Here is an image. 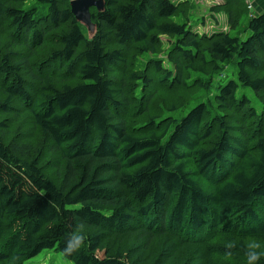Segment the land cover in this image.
Masks as SVG:
<instances>
[{
  "label": "trees",
  "instance_id": "trees-1",
  "mask_svg": "<svg viewBox=\"0 0 264 264\" xmlns=\"http://www.w3.org/2000/svg\"><path fill=\"white\" fill-rule=\"evenodd\" d=\"M26 1L0 0V264H264V13L224 0L206 35L171 0H102L88 39L71 0Z\"/></svg>",
  "mask_w": 264,
  "mask_h": 264
},
{
  "label": "rangeland",
  "instance_id": "rangeland-1",
  "mask_svg": "<svg viewBox=\"0 0 264 264\" xmlns=\"http://www.w3.org/2000/svg\"><path fill=\"white\" fill-rule=\"evenodd\" d=\"M171 1H173L176 4H179L182 7V9L186 11V15H187V9L191 8L189 17L192 24L194 25L193 26L194 30L198 34L210 35L214 32H228L227 8L225 6L224 0H171ZM33 8L37 10V15L39 16H44L47 12V6L40 4L38 0H27L25 4L22 6L23 11H28ZM173 21L178 24H182L184 22L181 15L174 17ZM247 25H248L247 21L243 18L240 22L239 27L236 30L229 32L230 36L238 37L241 42L245 41L250 35V32L247 30ZM82 30L85 37L89 38L90 34H88L87 32L86 26H82ZM162 42L166 44V39L162 38ZM236 75H237V69L235 65L231 64L228 65L226 68H224L223 72L213 80V85H212L213 93L217 91L218 86H222L230 80L236 81ZM156 83L157 80H154V84L150 89L152 92L155 91V94L157 92V86H158ZM241 95H246L251 100L252 106L255 107L257 111H260V105L251 91H249L246 88L239 87L237 91V97H240ZM178 97L179 95H177V98L175 100H178ZM185 99L187 100V97ZM198 101H200V98L193 100L189 106L187 105L185 109L176 111L173 115L175 117H179L181 114L182 116H184L190 110L189 108L192 107L194 103ZM156 103L157 104L154 107V111H157L159 115L161 114L160 116L162 118H165L167 116V113H165V110L159 109L158 97H156ZM186 110L187 112L184 113L183 111ZM10 111L11 113L16 114L17 112H20V109L17 108L16 105H14L12 106V109ZM5 118H8V115H6V117L0 115V120H4ZM25 123L22 119H20L15 124L16 128L24 125ZM27 127L30 128V126ZM27 264H72V263L64 260L61 257V255L56 253L55 251L49 250V251H43L37 257L27 262Z\"/></svg>",
  "mask_w": 264,
  "mask_h": 264
},
{
  "label": "water",
  "instance_id": "water-1",
  "mask_svg": "<svg viewBox=\"0 0 264 264\" xmlns=\"http://www.w3.org/2000/svg\"><path fill=\"white\" fill-rule=\"evenodd\" d=\"M103 1L102 0H71L70 10L74 15L76 21L81 26H86L88 34L91 39L95 33V26L90 21L89 10L95 8L98 12L103 11Z\"/></svg>",
  "mask_w": 264,
  "mask_h": 264
},
{
  "label": "crops",
  "instance_id": "crops-1",
  "mask_svg": "<svg viewBox=\"0 0 264 264\" xmlns=\"http://www.w3.org/2000/svg\"><path fill=\"white\" fill-rule=\"evenodd\" d=\"M250 5V15L257 16L264 13V0H245Z\"/></svg>",
  "mask_w": 264,
  "mask_h": 264
},
{
  "label": "built area",
  "instance_id": "built-area-1",
  "mask_svg": "<svg viewBox=\"0 0 264 264\" xmlns=\"http://www.w3.org/2000/svg\"><path fill=\"white\" fill-rule=\"evenodd\" d=\"M248 8L250 9V5H249V3H248Z\"/></svg>",
  "mask_w": 264,
  "mask_h": 264
}]
</instances>
